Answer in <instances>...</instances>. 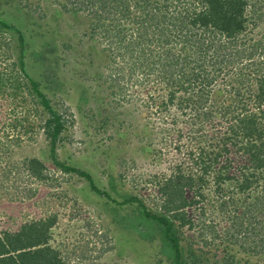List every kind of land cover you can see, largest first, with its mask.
<instances>
[{
	"label": "rangeland",
	"instance_id": "374dc122",
	"mask_svg": "<svg viewBox=\"0 0 264 264\" xmlns=\"http://www.w3.org/2000/svg\"><path fill=\"white\" fill-rule=\"evenodd\" d=\"M66 3V0H4L0 3V20L22 32L27 74L39 83L54 107L63 113L67 111L74 121L57 147L58 160L90 174L97 187L110 197L96 193L85 177L66 173L57 166L51 157L50 140L41 130L26 136L21 146L12 143L5 147L3 141L10 130L4 123H11L13 118L7 116L8 105L0 98L3 110L0 115V237L5 238L4 233H17L27 223L54 216L57 221L50 231L49 246L60 253L66 264H172L171 251L164 247L160 233L151 230L153 227L147 218L141 217L138 204H119L134 195L144 199L155 211L160 201L159 185L174 175L180 165L185 172L195 173L190 151L203 147L209 154L217 152L223 145L226 124L219 137L210 128L199 132L200 127L193 124L191 115L176 108L163 113L158 110L149 92L133 84L136 79L129 82L132 86L129 97L120 96V87L110 86V61L102 50L99 36L95 34L98 39H91L90 19L84 13L64 10ZM254 3L255 22L250 24L254 28L247 33L264 48V0H254ZM4 37L13 47L6 65L12 66L14 62L20 65L22 51L18 34L8 30ZM256 53L254 59L261 56ZM247 62L246 58L238 60L236 69ZM225 73L221 79L224 83L230 79ZM21 98L16 101L19 111L25 114L34 105L21 104ZM250 109L258 112L256 107ZM29 119V123L37 121L34 115ZM225 157L219 159L218 171L228 163ZM33 158L46 168L42 180L33 176L26 166V160ZM248 160L246 155L235 154L231 173L241 176ZM207 178L210 181L205 187V201L199 208H189V212L199 216L200 207H204L207 224H217L222 235L201 253L207 258L202 264L224 261L225 264L232 261L233 264H264V252L255 253L262 249L255 246L263 237L250 234L242 241L243 246L239 241L230 243L224 238L225 229L236 221L235 212L228 210L222 214L216 202L230 196L237 200L242 193L216 194L210 184L214 175ZM231 187L230 183L226 184V191ZM193 194L189 191V195ZM238 206L240 210L246 208V204ZM260 210L264 211V207L257 211ZM252 214L257 213L252 211L247 218ZM197 216H193L194 229L176 227L184 253L190 248L203 249L199 237L203 225ZM241 216H238L240 223ZM251 220L253 227H257L264 215L255 221L250 218L249 223ZM249 223L244 221L242 232L239 228L232 229L227 239L236 241L247 235L252 227ZM143 233L150 238H144ZM199 250L200 253L202 250ZM225 255L230 258L226 259Z\"/></svg>",
	"mask_w": 264,
	"mask_h": 264
},
{
	"label": "trees",
	"instance_id": "16d2710c",
	"mask_svg": "<svg viewBox=\"0 0 264 264\" xmlns=\"http://www.w3.org/2000/svg\"><path fill=\"white\" fill-rule=\"evenodd\" d=\"M3 1L0 0V3ZM66 2L64 10L84 13L90 19L91 39L97 38L95 34L99 36L104 46L102 50L110 61V86L114 89L120 87V96L129 97L132 89L129 82L136 79L133 84L141 85L149 92L152 104L158 110L163 113L176 108L191 115L193 124L200 127L199 132L210 128L219 137L223 134L222 126L226 124L223 145L217 152L209 154L203 147L190 151L189 159L194 161L195 173L185 172L180 165L174 175L159 185L160 201L156 200L155 211L144 199L134 195L119 205L138 204L141 217L147 218L148 224L153 227L151 230L160 233L164 247L171 251L172 264H202L207 262V258L201 253L218 240L221 230L217 224H207L208 214L204 207H200L202 212L199 216L190 213L189 208H199L198 205L205 201V187L210 181L207 177L214 175L210 184L216 194L242 193L237 200L229 195L228 199L223 197L216 202L223 210L222 214L228 210L235 212L236 221L225 229V240L230 243L239 241L243 246L242 241L247 240L250 234L264 238V220L258 222L257 227H253L252 220L249 223L250 218L255 221L258 216L264 215V211H257L259 207H264V48L251 40L247 33L254 28L250 25L255 22L254 0ZM8 30L18 34L22 51L20 65L16 62L12 66L6 65L13 48L11 41L4 37ZM22 37L20 30L0 20V98L8 105L7 111L4 109L7 116L13 118L11 123H4L10 131L3 145L8 147L14 143L21 146L26 136L41 130L50 140L51 157L57 166L66 173L85 177L96 193L110 197L97 187L90 174L58 160L57 147L64 141L63 134L74 121L67 111L63 113L55 108L39 83L27 74ZM256 52L261 54L258 59H254L258 54ZM243 58L248 62L236 69V62L243 61ZM247 70L251 71L250 74L245 73ZM223 73L230 77L225 83L221 80ZM109 79L106 81L109 82ZM16 98H21L23 105L30 102L33 108L24 114L19 111ZM249 107H256L258 112ZM1 114L3 110L0 108ZM30 115L37 118V123H29ZM235 154L249 157L241 176L231 173ZM224 155L228 163H224L218 171L219 159ZM229 156L233 159L228 160ZM26 164L33 176L41 180L44 178L46 168L41 161L27 159ZM228 183L232 187L226 191ZM189 191L194 194L189 195ZM240 203L246 204L244 210L239 209ZM251 210L257 214L247 218ZM239 215H242L241 223ZM193 216H197L201 220L199 224L203 225L199 235L203 249L199 253V248H190L188 253H184L177 233L180 228L194 229ZM245 220L252 226L248 234L236 238V241L227 239L232 229L243 231ZM56 221V217H48L25 224L17 233H4L5 238L0 237V264H66L60 253L49 246L50 231ZM147 233L152 237L150 232ZM233 236L236 237V234ZM143 237L147 238L144 233ZM255 247L262 248L259 253L255 252L262 254L264 239ZM227 256L225 258L229 259Z\"/></svg>",
	"mask_w": 264,
	"mask_h": 264
}]
</instances>
